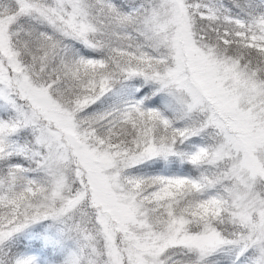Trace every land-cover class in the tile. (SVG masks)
Returning a JSON list of instances; mask_svg holds the SVG:
<instances>
[{
	"label": "snow or ice",
	"instance_id": "obj_1",
	"mask_svg": "<svg viewBox=\"0 0 264 264\" xmlns=\"http://www.w3.org/2000/svg\"><path fill=\"white\" fill-rule=\"evenodd\" d=\"M0 264H264V0H0Z\"/></svg>",
	"mask_w": 264,
	"mask_h": 264
}]
</instances>
